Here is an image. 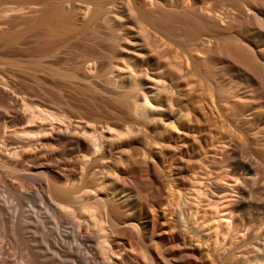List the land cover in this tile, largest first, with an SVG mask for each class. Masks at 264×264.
I'll list each match as a JSON object with an SVG mask.
<instances>
[{"label":"bare ground","instance_id":"1","mask_svg":"<svg viewBox=\"0 0 264 264\" xmlns=\"http://www.w3.org/2000/svg\"><path fill=\"white\" fill-rule=\"evenodd\" d=\"M0 183V264H264V0H0Z\"/></svg>","mask_w":264,"mask_h":264},{"label":"rangeland","instance_id":"2","mask_svg":"<svg viewBox=\"0 0 264 264\" xmlns=\"http://www.w3.org/2000/svg\"><path fill=\"white\" fill-rule=\"evenodd\" d=\"M43 83H44L43 84V90H45L50 95H52L51 99L48 98L49 101L63 102L65 104H67V106H68L67 109L72 114H75V113L77 114L78 112L82 111V112L92 116V115H99L100 111H102V114L104 113L106 115H110V111H109L111 109V107L109 105L110 102L105 101L102 97H100L97 94H93V93H91V92H89L87 90H82V89H79V88L68 86V85L65 84L66 82L64 83V82L59 81V80H57L55 78L54 79L48 78V77L43 78ZM56 94H58V95H56ZM60 94H62V95H60ZM112 128H114V125H112ZM20 134H22L23 136L26 135L25 133H20ZM214 172H216V174L222 173V169L218 168ZM0 185H2V187H0V189H4L3 183H0ZM224 195L225 194L216 195V204H214L212 206V208L209 206L208 209L210 208L209 210L212 211L211 209L214 210L215 209L214 207H216V208L223 207L225 205V203L230 201L229 198H224L223 197ZM232 195H233L232 199H234L236 194L233 193ZM39 207H40V205H39ZM224 214H225V212H223V213H214L211 216H209V217H214L215 220H216V223L219 222V234L221 233V236L224 234L225 231L228 230L227 228H229V226L226 225V221H228V220L230 221L231 218L234 216V215L230 216L231 214H229V216L231 218H228L229 217L228 216V217H225L228 220H224L225 218L223 216L226 215V214L225 215ZM206 216H207V214H206ZM232 220L230 222L232 224L230 225L229 231H231V228L234 227V225H233L234 221H232ZM186 236H187V240L185 241V243L187 245H189L190 247L197 246L200 249H201L202 245L204 246L205 242H207L208 244L213 245L215 240H216V237H215L216 235L214 234V232H213V234L211 232L210 239L206 240V241H197L195 236L191 235V234H186ZM114 243L116 244L115 245L116 246L115 250H116V252L119 253L118 255L115 256V258L117 260H120V254H124V252H127L128 250L130 251L131 256L132 255H137V252L131 251L129 249V247H128V244L124 243L123 238L117 236V238L115 239ZM119 250H121V251H119ZM202 252H203V250H202ZM204 253H206V251ZM138 255L137 256L140 257V259H142V256H141V254L139 252H138ZM131 256L130 255L127 256L128 257L127 264L128 263L129 264H133L134 263V261L131 258ZM142 262H143V259H142Z\"/></svg>","mask_w":264,"mask_h":264}]
</instances>
